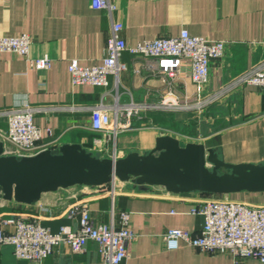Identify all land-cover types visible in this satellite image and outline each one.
<instances>
[{
    "label": "crops",
    "instance_id": "1",
    "mask_svg": "<svg viewBox=\"0 0 264 264\" xmlns=\"http://www.w3.org/2000/svg\"><path fill=\"white\" fill-rule=\"evenodd\" d=\"M112 17L95 10L89 0H0V36L29 34V58L47 55L48 69L33 68L16 52L0 51V130L7 122L1 112L28 104L36 111L34 123L41 130L40 144L57 149L80 144L100 157L120 158L135 151H150L160 135L176 138L180 145L202 143L219 148L224 162H264V89L237 84L230 92L209 103L202 111L147 107L132 116L131 126L116 134L91 128V109L100 103L113 110L136 103L155 106L166 90L177 98L193 99L196 86L190 66L183 64L174 78L160 73L154 60L124 51L120 61L126 69L108 76V85H73L67 69L70 59L81 65L102 62L112 21L122 24L126 44L162 36H175L183 29L190 35L227 42L221 59H212L205 98L228 86L264 61V0H110ZM194 101V100H193ZM111 182L100 186H71L49 192L32 203L5 200L0 195V228L13 229L8 221L37 218L52 232L61 226L77 227L67 208L81 199L88 201L93 226L114 222L129 213V226L136 238L129 244L126 259L119 264H264L248 258L236 262L227 253L208 254L180 241L177 249L165 247L169 228L197 234L203 216L190 210L199 192L172 193L159 186L140 189L131 181L115 182L116 193H107ZM231 198L264 204V192H239ZM0 264H34L17 259L8 244L0 245ZM43 264H102L98 245L88 240L82 252H73L60 242Z\"/></svg>",
    "mask_w": 264,
    "mask_h": 264
},
{
    "label": "built area",
    "instance_id": "2",
    "mask_svg": "<svg viewBox=\"0 0 264 264\" xmlns=\"http://www.w3.org/2000/svg\"><path fill=\"white\" fill-rule=\"evenodd\" d=\"M89 1L92 9L105 10L112 17L115 6L110 0ZM122 27L120 22L112 21L101 63L81 65L77 59L69 60L67 69L73 85L107 86L109 75L117 77L119 72L126 69V65L120 61V56L124 51H128L133 55L153 59L157 70L170 79L177 75L183 64H188L191 81L196 86V95L193 99L187 97L179 99L172 91L166 90L155 106L133 102L122 108L116 106L112 117L109 108L100 103L91 109L93 130L113 134L126 130L131 126L129 121L131 117L140 116L147 107L202 111L209 103L230 92L237 84H251L264 89L262 61L228 86L203 98L204 88L209 81L210 61L223 58L226 41L193 36L183 29L175 36H162L128 45L120 35ZM30 44L31 38L26 33L19 36H0V51L16 52L25 56L33 68L48 69L51 60L47 55L32 59L28 57ZM35 111L36 108L24 104L1 112L7 122L6 130H0L3 155L30 156L49 149L46 144L39 143L41 130L33 121ZM116 181L117 179L113 178L111 187L107 190L112 199L116 193ZM66 211L70 218L77 216L75 229L61 226L58 231L52 232L41 225L37 218L18 217L8 221L13 227L10 233L5 234L0 228V245H10L17 259L34 264H43L53 247L60 242L67 244L73 252H82L88 240L97 243L102 264H119L127 258L129 244L136 238V234L129 226L128 212H119V226H115L113 221L93 226L86 199L71 204ZM190 212L203 216L199 232L193 234L184 229H167L163 239L168 250L177 249L179 242L184 241L189 246L208 254L227 253L236 262L248 258L264 262V204L247 203L233 199L229 195L209 194L201 195Z\"/></svg>",
    "mask_w": 264,
    "mask_h": 264
},
{
    "label": "water",
    "instance_id": "3",
    "mask_svg": "<svg viewBox=\"0 0 264 264\" xmlns=\"http://www.w3.org/2000/svg\"><path fill=\"white\" fill-rule=\"evenodd\" d=\"M2 152L0 140V195L24 204L71 186L100 187L113 178L131 181L140 189L159 186L172 193L264 192V162L226 163L219 148L194 142L180 145L169 135L158 136L145 154L132 151L120 158L100 157L77 143L30 156Z\"/></svg>",
    "mask_w": 264,
    "mask_h": 264
},
{
    "label": "trees",
    "instance_id": "4",
    "mask_svg": "<svg viewBox=\"0 0 264 264\" xmlns=\"http://www.w3.org/2000/svg\"><path fill=\"white\" fill-rule=\"evenodd\" d=\"M202 195H209V194H207V193H201ZM231 196H235L236 194L234 193V194H230Z\"/></svg>",
    "mask_w": 264,
    "mask_h": 264
}]
</instances>
